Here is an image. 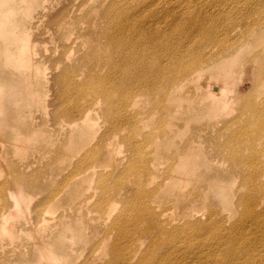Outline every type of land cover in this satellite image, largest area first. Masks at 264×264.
I'll list each match as a JSON object with an SVG mask.
<instances>
[{"label":"bare ground","instance_id":"1","mask_svg":"<svg viewBox=\"0 0 264 264\" xmlns=\"http://www.w3.org/2000/svg\"><path fill=\"white\" fill-rule=\"evenodd\" d=\"M165 3L0 0V120L11 97L26 118L41 111L46 90L55 84L59 116H66L80 144L94 141L98 132L94 118L101 114L109 132H103L93 148L106 135L127 130L124 139L129 149L110 167L109 157L101 158L99 148H87L71 172L83 188L94 181L102 190L96 213L85 216L74 206L79 212L78 229H87L86 222L91 220H100L106 228L90 251L100 250L110 230L116 229L102 264H264V98H254L264 94V0L219 1L213 28L208 26L213 22L207 18L209 2L199 15L188 18L184 5L177 10L176 5L166 8ZM227 6L231 12L223 17ZM192 7L188 4L187 10L191 12ZM241 7L252 10L245 15ZM42 27L56 38V50L59 45L64 48L61 53H45L38 38ZM74 43L83 45L73 54ZM238 70L249 73L246 93L234 83ZM203 78L205 86L199 84ZM191 82L197 84L186 89ZM235 109L244 111L247 127L232 129L229 122L235 123V117L228 119L226 114ZM145 118L153 121L149 128ZM210 122L219 124L221 135L230 140H200L201 127ZM29 123L34 140L43 139L41 123ZM187 127L192 128L189 135ZM249 127L256 140H239L250 133ZM204 147L213 152L221 149L234 164L248 160L244 152H251L252 169L244 184L260 191L259 197L243 194L235 199L239 188L235 189L233 175L223 178L224 169ZM159 168L163 173L159 174ZM119 175L133 181L138 197L123 203L124 212L113 218L119 191L104 202L101 198L110 194L109 188L118 187L113 178ZM203 179H210L205 188L200 184ZM191 180L195 186L186 192ZM30 189L32 184L20 171L0 180V244L4 237L16 239L17 230L31 233L32 229L18 224L29 207ZM81 190L73 189V193L82 195ZM92 195L81 196L78 203ZM56 199V191L47 195V209L53 208ZM178 201L182 205L177 216L183 221L172 226L169 210ZM201 204L204 210L198 209ZM39 208L36 204L33 213L35 225L42 227L46 209L40 214ZM232 215H237L236 221L225 224ZM67 216L60 213L47 230L45 226L46 232H40V241L31 246L38 252L35 264H49L43 258L53 263L61 260L53 248L58 238L62 240L59 233L66 230L57 225ZM107 218L110 222L102 221ZM126 226L134 236L126 237Z\"/></svg>","mask_w":264,"mask_h":264},{"label":"rangeland","instance_id":"2","mask_svg":"<svg viewBox=\"0 0 264 264\" xmlns=\"http://www.w3.org/2000/svg\"><path fill=\"white\" fill-rule=\"evenodd\" d=\"M219 1L222 2L223 0H166L164 6L166 8H170L176 5V9L180 10V7L184 5V16L188 18L199 15L201 13V10H204L207 7L206 6L203 8L204 3L209 2V4L212 5L207 8V18L213 19L218 13L217 3ZM188 4H192L193 6L191 12L187 10ZM214 6L217 7V9L214 8ZM251 10L252 7L243 8L245 15H247V13H250ZM230 12L231 7L227 6V14L222 16L228 17ZM170 17L171 14L167 18L169 19ZM242 19L245 18L243 17ZM214 24L216 23L213 19L212 24L208 26L213 25L211 26V28H213L215 27ZM203 29L209 28L204 27ZM46 30L48 29H43L42 27L38 32V38L41 39V43H43V45L45 46V53H51L54 55L61 53L64 48L59 45V50H56V48H58L57 40H55L56 38L54 39V35L51 34V31L48 30V32H46ZM238 30H241V28L238 27ZM47 33L48 37H50L51 34L50 38L45 36V34L47 35ZM218 36L223 37L220 34H218ZM45 37L46 39L44 40ZM54 41L56 45L54 44ZM82 45V43H80V45L74 43L70 50H72V53L74 54V52H77L79 50V47H81ZM85 48L86 47H84V49ZM45 63L50 64L51 62L45 61ZM248 75L249 73L247 70L245 72H241L239 70L235 72L234 83L235 85L240 87L241 93L248 92L250 88L251 82L248 78ZM205 83V78H203L199 84L205 86ZM195 84H197V82H191L187 84L186 89H189L192 85ZM5 89L6 88H4V90ZM56 89L57 86L55 84L54 86L51 85L50 89L46 90V93L43 97V109L41 111L38 110L34 112L35 110H33L32 108L31 111L33 110L34 113L31 112V114H29L27 118L23 116V113H21L23 110L12 104L14 100L13 97H11L8 101H11L12 103L8 105L6 104L3 110V120H0V180L4 177H10L17 171H20L28 179L29 184H32V189L29 190L31 194V200L28 201L29 207L26 208L24 216L19 219L21 222L18 223L26 228L32 229V231L29 234H23L22 230H17L18 236L16 239L15 237L11 239V236H8L4 237L1 240L2 243L0 244V264H8L10 262L12 263V260L18 261L19 264H35L37 261L38 252L35 249L33 250L32 247L40 241L39 234L46 232L45 226L47 230L49 228V225L47 224L56 222L58 220L59 214L63 212L68 215V220L58 224L57 228L62 230L66 227V230L59 233L62 240L58 238L57 242L55 243L56 248H53L55 251L54 253H57L61 260L57 263H53L47 258H43V260L45 259V262H49V264H102L107 257L106 253L108 251V248L111 242L114 240V234L116 233L115 228L110 230L111 235L102 244L100 250L96 249L94 252L90 251L89 248L95 245V241L99 238V236H101L102 233L106 231V228L102 225L100 220H98L97 222L91 220L86 222L89 225L87 229H85L84 227H80L78 229V226L80 225L78 221H76V218L79 215L76 214V212H79L74 208V206L77 209L81 210L85 214V216L91 215L94 212L96 213V200L102 194V190L97 187L96 182L94 181L90 182L88 186L83 188V185L71 174V172L74 170L75 162L80 156H82V151L87 148H93L95 140H98L103 132H109L106 129L107 122L105 121V117L102 116V114L96 116L94 119L98 123V132L94 138V141L92 143H88L87 141H85L80 144L81 140H76V130L74 128L69 129L68 123L65 118L66 116H63L61 114V116H59L60 112L58 108V102H60V100L57 97ZM13 96H15V93L13 94ZM254 98H264V94L263 96L258 95ZM34 109H36V107ZM21 116L23 118H21ZM232 117H235L236 120L235 123L229 122V124H232L233 126L232 129H242V127L248 126L246 122V115L242 109H235L226 114V118L229 119ZM29 121L37 124L41 123L40 126L43 139L34 140L33 135L29 133V129L27 128V126H29L28 124L31 125ZM144 123L146 125L145 128H149L153 124V121L151 119L145 118ZM219 127V124L213 122L202 126L200 131L204 138L202 137L200 140H218L220 142L223 140H230L227 136L221 135L223 133V129L219 130ZM191 129L192 128L187 127L185 133L189 135ZM252 130L253 128L251 129V127H249L248 131H250V133L240 137L239 140H256L253 137V133H251ZM126 131V129H122L116 134L106 135L102 139L105 142H99L98 145L93 148H99V151L102 152L101 158L106 159L109 157L107 163L110 165L108 167L113 164L116 157L122 156L127 152V149H129L126 146L124 139V134L126 133ZM15 135L18 137H16ZM104 143L106 146H102ZM17 149L20 150L18 151ZM204 150L209 151L212 154L211 158L214 161L216 159V164L220 163L219 166L224 169V172L222 173L223 178L233 175L235 189L239 188L238 193L234 195L235 199L240 198L243 194L252 195L256 198L259 197L260 191H255L246 186L247 179H249V175L251 173L250 170L252 169V166L248 164V161L252 157L251 152H244L246 153L244 154V157L247 156L248 160L244 158L240 161V163L234 164L232 159L227 156L226 153L221 149L217 150V152H213V150L204 147ZM259 150L260 151L258 153H260L263 149L261 150V147H259ZM124 162L125 159L120 168L122 167ZM159 169V174L163 173V169ZM126 178L127 177H125V175L115 176L113 179L116 184L119 183L118 187L109 188L107 191H110V194H108L106 197L103 196L101 198V201L104 202L105 198L114 195L113 192L119 191V195L115 196L117 200L115 202V208L112 213L113 218L124 212L123 203H126L130 198L134 200L138 197L137 190L135 189L136 187L132 184L133 181H127ZM209 181L210 179H203L200 183L202 184L201 187L205 188ZM67 182L69 183L68 186H61L63 185V183ZM194 186L195 181L191 180L188 182L184 190L187 192L188 189L193 188ZM73 189H82V195H75L73 193ZM52 191H56L57 199L54 202L53 208L47 209L44 200L47 199V195ZM92 193L94 195H92ZM67 194H70L69 199L66 198ZM87 194L88 196L92 195L89 200L85 203H78V198ZM36 204L40 205V214L44 209H46V212L44 214L46 222L45 224H42V227L41 223L40 225L38 223L39 226L35 225L36 220L34 219L33 209ZM213 204L215 205L216 201H214ZM2 205L3 199L0 196V207ZM181 205V202L178 201L176 204L172 205V209L169 210H172L171 214L173 218L169 220L170 222H172V226L179 225L181 221H183V218L180 220L177 216L179 215ZM197 207L198 209L200 208L204 210L205 204H201ZM129 212L133 214L131 210ZM220 213L222 215H225V211L223 210ZM237 215H232L228 218H225L226 220H228L227 222L223 219L224 223L231 224L235 222ZM110 220L111 219L107 218L102 221L110 222ZM74 227L76 228L75 230H70ZM124 231H126L127 238L134 236V234L131 233L127 226L125 227ZM97 246L98 244L96 245V247ZM141 247H144L143 243L141 244Z\"/></svg>","mask_w":264,"mask_h":264}]
</instances>
